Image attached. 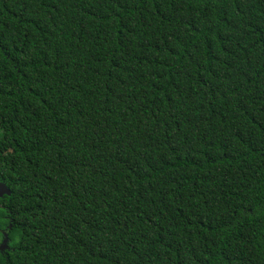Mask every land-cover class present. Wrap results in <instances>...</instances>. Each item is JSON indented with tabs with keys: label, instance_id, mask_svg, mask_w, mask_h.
I'll use <instances>...</instances> for the list:
<instances>
[{
	"label": "trees",
	"instance_id": "1",
	"mask_svg": "<svg viewBox=\"0 0 264 264\" xmlns=\"http://www.w3.org/2000/svg\"><path fill=\"white\" fill-rule=\"evenodd\" d=\"M0 264H264V0H0Z\"/></svg>",
	"mask_w": 264,
	"mask_h": 264
},
{
	"label": "water",
	"instance_id": "2",
	"mask_svg": "<svg viewBox=\"0 0 264 264\" xmlns=\"http://www.w3.org/2000/svg\"><path fill=\"white\" fill-rule=\"evenodd\" d=\"M4 195H10V191L3 183H0V198ZM4 243H6V241Z\"/></svg>",
	"mask_w": 264,
	"mask_h": 264
},
{
	"label": "flooded vegetation",
	"instance_id": "3",
	"mask_svg": "<svg viewBox=\"0 0 264 264\" xmlns=\"http://www.w3.org/2000/svg\"><path fill=\"white\" fill-rule=\"evenodd\" d=\"M5 233L2 232L1 235H0V252L2 253L3 251L5 252L6 250V243H4L5 241H7L6 239H4Z\"/></svg>",
	"mask_w": 264,
	"mask_h": 264
}]
</instances>
